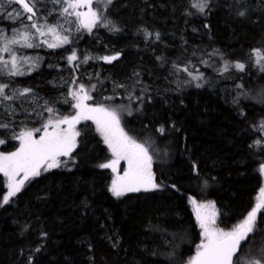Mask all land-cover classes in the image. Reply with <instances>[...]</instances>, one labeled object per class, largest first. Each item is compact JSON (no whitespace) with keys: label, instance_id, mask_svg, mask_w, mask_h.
Wrapping results in <instances>:
<instances>
[{"label":"trees","instance_id":"1","mask_svg":"<svg viewBox=\"0 0 264 264\" xmlns=\"http://www.w3.org/2000/svg\"><path fill=\"white\" fill-rule=\"evenodd\" d=\"M50 2L37 0L38 17L47 18ZM2 3L0 29L7 35L30 23L26 14L9 19L14 9L23 10ZM105 16L120 31L97 26L91 33L81 29L63 47L17 49L38 66L27 75L0 76L9 94L32 90L5 102L11 109L0 107V124L9 125L0 127V152L16 151L19 141L12 137L21 130L42 131L50 116L75 115L69 88L83 84L92 96L89 105L116 109L127 135L148 148L159 187L114 196L112 173L100 167L111 153L92 121L79 123L73 152L7 204L0 174V264H186L201 242L191 200L216 206V229L239 224L256 204L263 184L264 132L258 129L264 104L253 99L264 87V73L253 50L264 55V0H208L203 14L191 0H113ZM145 31L152 33L148 39ZM73 49L81 60L119 57L69 66ZM225 61L245 69L222 72ZM186 67L202 78L193 80ZM262 245L264 211L237 256Z\"/></svg>","mask_w":264,"mask_h":264},{"label":"snow or ice","instance_id":"2","mask_svg":"<svg viewBox=\"0 0 264 264\" xmlns=\"http://www.w3.org/2000/svg\"><path fill=\"white\" fill-rule=\"evenodd\" d=\"M51 2L60 6L59 15L65 19L66 23L78 25L77 31L84 29L91 33L97 26L110 27V30L115 32L120 31L105 16V11L111 6L113 0H51ZM7 3L9 5L17 4L23 10L21 12L14 9L13 12L8 13L9 19H19L26 14V19L30 23L13 29L11 36L0 29V76L27 75L38 66L34 58L18 54V48H34L44 45L55 49L71 42L69 36L64 34L67 29L63 24L51 25L47 23L46 18L37 16V0H7ZM191 7L203 14L208 7V0H191ZM2 8L3 3L0 0V9ZM239 14L243 16L245 13L240 12ZM71 17H74L75 20L69 19ZM41 19H44L43 23L40 22ZM151 35L152 33L144 32L145 39ZM49 36L52 38L51 41L48 39ZM155 36L156 39H159V33H156ZM41 37L44 39H40ZM34 41H38V43ZM253 54L257 57V66L264 72V55L256 49L253 50ZM118 57L119 53L103 57L85 55L81 60L77 51L73 49L67 56V61L69 66H73V62L79 61V63L86 64L91 59H101L106 63H111ZM79 63L75 65L76 68L79 67ZM25 65H30L27 72L23 70ZM230 67H235L239 71L245 69L243 63L237 62L230 65L225 61L221 71L227 72ZM183 71L188 72V68H184ZM188 74L193 80L202 78L200 73L194 75L192 72H188ZM73 83H77L75 79ZM201 86L197 84V87ZM91 89L94 90L95 85H92ZM8 90L9 84L0 82V107L9 109H11V104H5V102L26 97L32 92L30 88H22L11 90V94H9ZM68 95L75 101L72 105L76 109L75 115L56 119L50 116L47 122L42 125V134L38 139L34 138V132H41V129L21 130L12 137L19 141V148L8 154L0 152V173L6 178L8 189L7 194L3 196V204L9 203L10 198L20 192L25 182L31 178L40 176L42 171L60 166L61 162L58 157L69 156L76 147V137L80 133L75 126L81 120H92L96 124L97 131L102 135L105 144L115 157L114 160L102 164L100 167L116 171V165L121 159L127 161L128 168L125 170L124 176L118 177L112 182L110 191L114 196L121 197L128 192L150 191L159 187L154 182L151 171L152 156L149 155L148 148L127 135L121 127L117 110L104 105L95 107L88 105L86 101L91 100L92 96L83 84H78L75 90L70 87ZM106 99L110 100L112 97H106ZM46 111L50 114L54 113L53 108H46ZM61 125H67V127L62 128ZM0 127L8 128L9 125L0 124ZM258 130L264 132V121L260 123ZM159 131L163 133V127ZM3 143L5 141L0 139V144ZM255 143L259 145L261 141L257 140ZM261 171L264 172V167ZM261 193L260 201L248 213L244 221L231 231L225 232L213 227L215 224L214 212L208 216L207 214L202 215L198 210L197 220L202 229L203 240L197 246L196 255L190 258L188 264H240V260L234 259V257H237L242 243L248 239L249 234L255 231L258 214L264 211V189L261 190ZM192 202L195 204V201ZM199 208H214V205L209 203L208 205H199ZM244 264H264V259H248L244 261Z\"/></svg>","mask_w":264,"mask_h":264},{"label":"rangeland","instance_id":"3","mask_svg":"<svg viewBox=\"0 0 264 264\" xmlns=\"http://www.w3.org/2000/svg\"><path fill=\"white\" fill-rule=\"evenodd\" d=\"M51 1V0H50ZM5 4V3H4ZM5 6V5H4ZM59 5H54L52 2H50V4H48L47 6H46V10H47V13H46V15H47V18H48V16H53V18H55V21L53 22V23H50L49 22V19H47L46 18V21H47V23L48 24H51V25H55V24H63L64 25V28L65 29H67V31L64 33L65 35H68L69 36V39L71 38V37H74V36H76L77 35V33L79 32V31H77V27H78V25L76 24V23H71V24H69V23H66L65 22V19L64 18H62L60 15H59V11H58V9H59ZM55 9V10H54ZM84 11H86L87 9H83ZM3 13V11H1L0 12V14H2ZM69 19H72V20H75V18L74 17H71V18H69ZM40 22L41 23H43L44 22V20H40ZM40 39H44L43 37H41ZM48 39H49V41H51V37L49 36L48 37ZM34 42H37L38 43V41H34ZM32 49H51V48H48V47H46V46H44V45H42V46H40V47H34V48H32ZM264 73V72H263ZM254 97H256V98H254L253 99V101H255L256 103H259V104H264V87L263 88H261L260 90H258L257 92H256V95L254 96ZM86 103H87V101H86ZM88 104V103H87ZM89 105V104H88ZM90 106H92V105H90ZM93 107H95V106H93ZM76 110V109H75ZM118 112V111H117ZM75 114H76V111H75ZM119 114V113H118ZM120 116V115H119ZM84 121H87V120H81L79 123H82V122H84ZM89 121H92V120H89ZM93 122V121H92ZM78 123V124H79ZM94 123V122H93ZM78 124H76V126L78 125ZM95 124V123H94ZM120 124H121V118H120ZM96 125V124H95ZM75 126V127H76ZM61 127L62 128H66L67 127V125H61ZM97 127V126H96ZM121 127H122V125H121ZM50 131H51V128L49 129ZM42 134V131L41 132H38V133H34V138H36V139H38L39 138V136ZM102 136V135H101ZM103 138V137H102ZM103 140H104V138H103ZM105 143V142H104ZM106 146H107V144H105ZM20 146V145H19ZM19 146H18V148H19ZM107 148H108V150H109V152L111 153V159H110V161L109 162H111L112 160H114L115 159V157L113 156V154H112V151L109 149V147L107 146ZM75 149V148H74ZM73 149V150H74ZM73 152V151H72ZM71 152V153H72ZM70 153V154H71ZM6 154H8V153H6ZM69 154V155H70ZM150 155V154H149ZM63 157H67V156H60V157H58V160L60 161V159L61 158H63ZM108 162V163H109ZM152 163H153V159H152ZM264 167V166H263ZM57 168V167H56ZM128 168V164H127V161L126 160H123V159H121L120 161H119V163L116 165V171H113L111 168H106V169H108L111 173H112V177H113V180H116L118 177H123L124 176V173H125V170ZM53 169H55V168H53ZM53 169H50V170H48V171H51V170H53ZM151 170H152V167H151ZM48 171H42V173H46V172H48ZM0 174H2V173H0ZM3 175V174H2ZM260 176H261V178H262V188H261V190L262 189H264V172H260ZM4 177V176H3ZM38 177V176H37ZM19 178V177H18ZM33 178H36V177H33ZM33 178H31V179H33ZM4 179H5V183L7 184V180H6V178L4 177ZM30 179V180H31ZM28 182V181H27ZM27 182H25V184L27 183ZM113 182V181H112ZM24 187V186H23ZM22 187V188H23ZM153 190V189H152ZM261 190H260V192H259V194H258V196H257V199H256V204L260 201V199H261V197H262V193H261ZM7 191H8V189H7V186H6V191H5V194L4 195H6L7 194ZM141 191H144V190H141ZM128 193H130V192H128ZM126 194V193H125ZM12 198V197H11ZM10 198V199H11ZM209 203H211V202H206V203H202V202H196L195 201V204H193V202H192V200L190 201V206H191V209L195 212V213H197V211L199 210L200 211V213L202 214V215H205V214H207L208 216H211V214L214 212L215 213V217H214V219H215V222H216V218H218V216H219V211H218V209L216 208V206L213 204V203H211L212 205H214V208H199L198 209V206L199 205H208ZM255 204V205H256ZM244 221V220H243ZM243 221H241L240 223H242ZM239 223V224H240ZM238 225V224H237ZM237 225H235V226H237ZM199 226H200V224H199ZM234 226V227H235ZM234 227H230V228H228V229H221L220 228V230H223V231H225V232H227V231H231ZM217 229H219V228H217ZM200 230H201V233H202V229H201V227H200ZM203 240V236H202V234H201V241ZM201 243V242H200ZM199 243V244H200ZM243 243H245V241L243 242ZM196 252H197V249H196V251H195V255H196ZM262 252H264V245H262V247L260 248V249H258L257 251H255V252H245V251H241L240 252V254L237 256V257H234V259H238V260H240V264H244V261H246V260H248V259H264V255H262ZM195 255H193L192 257H194ZM191 257V258H192ZM190 260V258L187 260V262H186V264H188V261Z\"/></svg>","mask_w":264,"mask_h":264},{"label":"water","instance_id":"4","mask_svg":"<svg viewBox=\"0 0 264 264\" xmlns=\"http://www.w3.org/2000/svg\"><path fill=\"white\" fill-rule=\"evenodd\" d=\"M17 5V4H16ZM19 8H20V6L19 5H17Z\"/></svg>","mask_w":264,"mask_h":264}]
</instances>
